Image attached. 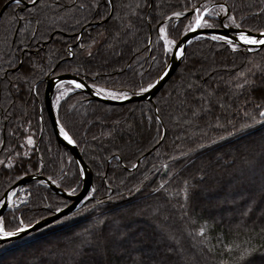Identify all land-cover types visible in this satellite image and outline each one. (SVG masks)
<instances>
[{
  "label": "trees",
  "instance_id": "1",
  "mask_svg": "<svg viewBox=\"0 0 264 264\" xmlns=\"http://www.w3.org/2000/svg\"><path fill=\"white\" fill-rule=\"evenodd\" d=\"M9 1L0 0V9ZM192 4L213 5L212 29L223 28L219 4L252 34L264 29V0H38L4 9L0 199L35 174L68 193L75 178L72 193L80 190L78 165L57 143L44 110L46 78L70 73L89 86L140 93L170 56L159 26L178 42L192 18L172 13L190 12ZM54 108L92 173L93 195L70 215L1 244L0 264H161L141 256L147 239L161 240L151 251L171 250L164 264H264V47L233 51L202 36L151 102L111 106L73 88ZM21 189L28 198L3 215L6 230H14L9 221L17 215L32 225L70 204L40 181L16 193ZM213 199L220 205L200 207ZM174 214L181 223L166 224ZM144 227L142 241L133 231Z\"/></svg>",
  "mask_w": 264,
  "mask_h": 264
},
{
  "label": "water",
  "instance_id": "2",
  "mask_svg": "<svg viewBox=\"0 0 264 264\" xmlns=\"http://www.w3.org/2000/svg\"><path fill=\"white\" fill-rule=\"evenodd\" d=\"M38 0H34L31 3H25V2H19L22 7L28 8L36 4ZM11 3H16V0H11L7 2L0 10V16L3 12V10ZM228 13V12H227ZM185 15H190L189 12L186 13ZM239 29L237 28H222L221 30H216L212 28H201L195 32L188 31L186 34H184L178 43L182 42L184 44V49H183V55L186 47L188 46V41H192L196 39V37H202V36H207L210 37L212 34L216 35H224L228 37L234 36ZM252 35H258V33H254ZM264 46L260 45H243L240 46L241 49H244L248 52L251 51H257L261 49ZM249 49H254V50H249ZM176 51V46H174L173 51L171 52L168 62L163 70V72L160 74V76L155 80L153 83L154 87L149 89L147 92L144 93H138V94H133L129 95L128 99L126 100H113L110 98H105L104 96H97L94 92V90L84 83L78 76H75L73 74H61L57 75L55 77H52L48 80H46L45 83V88H44V94H43V105H44V110L47 115V118L49 120V123L51 125V128L53 130L54 136L56 138L57 143L63 147L66 151L69 152L71 155L72 159L76 162L78 165L80 171H83L84 175L82 176V182H81V187L80 190L75 193V194H66L64 191L56 187L50 180L47 178L42 177L39 174L35 175H30V176H25L21 179H19L16 183H14L10 188H8L1 199H6L7 194L12 191H16L20 187L24 186L30 181L33 180H38L43 182L47 188H49L51 191H53L55 194L62 196L66 200L70 201V204L53 213L51 216L38 221L34 224L31 225V227L27 228L25 231L17 234L16 236L7 238V239H0V245L8 242H14L17 241L25 236H27L30 233H33L51 223L54 221L58 220L61 217H65L67 215H70L71 213L75 212L84 202H85V197L88 195L91 186H92V173L89 170V168L86 166V164L83 162L80 152L78 148L76 147L75 143L74 144H69L66 140L63 139V137L59 134V127L57 126V119L55 115V110L52 104V94L54 91V88L61 83H67L68 81L75 80L77 82H82L85 87L81 89H76L77 91L84 93L92 100L101 102L106 105H111V106H116V105H122V104H127V103H133V102H143V101H148L151 102L153 98L158 94L160 89L164 86V84L167 82L168 79L173 75L175 72L177 66L181 62L183 55L181 56L180 59H177L176 56L174 55V52ZM167 69V72L165 73V70ZM74 87V85H72ZM75 88V87H74ZM7 210L6 204H0V217L4 214V212Z\"/></svg>",
  "mask_w": 264,
  "mask_h": 264
},
{
  "label": "snow or ice",
  "instance_id": "3",
  "mask_svg": "<svg viewBox=\"0 0 264 264\" xmlns=\"http://www.w3.org/2000/svg\"><path fill=\"white\" fill-rule=\"evenodd\" d=\"M20 0H16V3H19ZM31 2V0H30ZM218 7L220 8L221 12H226L227 9L224 4H219ZM185 12H189V8L186 6L184 11H176L173 12L172 15L176 18H181L185 16ZM190 15H192V21L189 23V25H185V28L188 31L195 32L201 28H212L214 26L213 23L209 22L208 17L211 15L209 7L207 4L199 5V4H192L191 5V11L189 12ZM229 21L228 24H224V27H231L235 26V28L239 29V31L232 36L231 38L224 35H216L212 34L210 36V39L213 41H223L225 44L229 45L233 51L237 50L238 47L243 45H260L264 46V29L258 30V35H252L251 30L244 29L242 27V24L237 23L234 16L228 15L225 17ZM170 23V21H169ZM159 37L163 41V48L165 52H172L173 51V45L176 46V51L174 52V55L177 59H180L183 55V49L184 44L182 42L178 43L175 39H170L168 32L165 28V26L160 25L159 26ZM197 39H200L201 37H196ZM188 43H191V41H188ZM251 50V49H249ZM167 72V69L165 70V73ZM241 75H243L241 73ZM69 85H74L75 89H81L85 87V85L82 82H77L75 80L68 81ZM91 87L94 89V92L97 96H104L105 98H110L113 100H126L128 99V93L126 92H117L109 90L105 87H101L97 84L91 85ZM154 85L152 83H149L147 87H141L140 93L147 92L149 89L153 88ZM73 91V88H68L65 93H62L61 95H67V93ZM59 102V97L56 101L53 102V105L55 106ZM260 115L264 117V110L260 111ZM57 126L59 127V134L63 137L64 140H66L69 144H74L75 141L73 138L69 135V133L65 130V128L60 124V121L57 120ZM28 144H32V138H27ZM135 167V166H134ZM80 175L83 176V171L80 172ZM74 190H70V193ZM93 195V192H89L88 195L84 198L85 200L89 199ZM0 204H6L7 207L12 208L14 206V202L12 201V194L9 192L7 194L6 199H0ZM59 211V209H57ZM31 227V223H25L23 219L19 220V224L14 227V230H6V226L4 223V219L0 218V239H7L13 236H16L17 234L25 231L27 228ZM204 229L201 228L199 230L198 234H203ZM254 249H247L246 252H252Z\"/></svg>",
  "mask_w": 264,
  "mask_h": 264
},
{
  "label": "rangeland",
  "instance_id": "4",
  "mask_svg": "<svg viewBox=\"0 0 264 264\" xmlns=\"http://www.w3.org/2000/svg\"><path fill=\"white\" fill-rule=\"evenodd\" d=\"M213 5L212 4H210L208 7H209V9L212 7ZM1 10V9H0ZM4 11V10H3ZM2 15V14H1ZM216 16L217 17H219V20H220V23L222 24V25H224V24H227V19H225V17L227 16V11L226 12H221V10H219L218 12H217V14H216ZM190 19L192 18V15H190V17H189ZM192 21V20H191ZM224 27V26H223ZM224 28H231V27H224ZM235 28V27H234ZM188 32V30L186 31V33ZM80 38L81 37H79L78 38V40H77V42H79L80 41ZM162 41V40H161ZM162 45H163V41H162ZM174 46L175 45H173L172 47L174 48ZM164 49V48H163ZM251 50H254V49H251ZM166 53H168V54H171V52H166ZM46 80H48V78H46ZM46 80H45V83H46ZM66 83H61V84H58L55 88H54V91H53V94H52V104H53V102L54 101H56L57 100V98L59 97V99L61 98V94L62 93H65L66 92ZM71 87H73L72 85H70ZM91 87V86H90ZM92 88V87H91ZM75 89V88H74ZM93 89V88H92ZM94 90V89H93ZM58 92V93H57ZM53 107H54V105H53ZM54 110H55V108H54ZM242 144V143H241ZM244 144V143H243ZM240 147L241 148H243L244 146L243 145H240ZM22 157H24L23 155H22ZM26 157V156H25ZM27 158V157H26ZM219 158H220V156H219ZM41 160V159H40ZM0 164H1V162H0ZM11 167L13 166V164H11L10 165ZM42 167V169H43V162H41V164H40V167H38V168H41ZM25 169V168H24ZM77 169H78V174H77V177H78V181H80L81 180V182H82V176L80 175V169L77 167ZM25 170H27V171H31L30 170V168H28V169H25ZM24 170V171H25ZM21 171H23V170H18L16 173H19V172H21ZM12 174L13 176L11 177V181L13 180V179H15L18 175L17 174ZM36 181H38V180H36ZM75 178L73 179L72 178V180H71V184H75ZM6 183H8V182H6ZM44 184V183H43ZM73 185H71V187H72V189L71 190H74L75 189V187L73 186ZM4 186H6V184H4L3 186H2V188L4 187ZM1 188V189H2ZM17 191H15V192H13V193H11L12 194V201L14 202V206L12 207V208H9V207H7L6 206V208H7V210L4 212V214L6 213V212H15L20 206H22L23 204H25L26 203V199L28 198V193H25V191H23L22 189H21V191H19L18 193H16ZM73 192V191H72ZM68 193V192H65L66 194H74V193ZM89 192H92V186H91V189H90V191ZM86 201V200H85ZM210 204H212V205H216V206H218V205H220V201L217 199V200H215V199H213V200H210V202H208L206 205H200V207H205V206H209ZM3 214V215H4ZM3 215L0 217V218H2L3 217ZM12 218V217H11ZM19 218H18V215H17V217L16 218H14V220L13 221H9V224H10V229L11 228H14L16 225H18L19 224ZM181 221H182V216H180V215H176V214H174V215H172V216H168V218H166V220H165V222H166V224L168 223L169 225H173L174 223H177V224H179V223H181ZM192 222V221H191ZM184 231H186V229H184ZM134 232V235L136 234L135 232H137V236L139 237V238H141V240H142V238H143V236L146 234V232H149V230H148V227H144V228H142L141 230L140 229H138V230H136V231H133ZM188 233V232H187ZM57 240H59L60 241V239H56V240H53V241H51V242H48L47 243V245L46 246H44L43 247V249L44 250H46V249H49L50 247H52L53 246V243L54 242H57ZM143 240H145V239H143ZM142 240V241H143ZM149 240V250H146V251H143V249H141V251H140V254H141V256L143 255V256H146V255H151V258H153L154 260L153 261H155L156 263H161V264H164L166 261L167 262H171V260L170 259H167V255H170L171 254V250L170 249H164L163 251H156V250H154V251H151V249L153 248V246L156 244V245H161V240L160 239H154V240H151V239H147V241ZM124 245H128V243H125ZM126 246H124V247H126ZM189 247H191L194 251H196V253H198V255H199V257L200 258H202V255H201V253L199 252V248L197 247V245H196V243L194 242V241H192V240H190V242H189ZM130 252V255H132V253H133V251H129ZM132 252V253H131ZM101 254V253H100ZM103 255V254H102ZM153 255V256H152ZM197 255V256H198ZM139 257H137V259H138ZM135 262H133V264H134ZM201 263H202V261H201ZM203 264V263H202Z\"/></svg>",
  "mask_w": 264,
  "mask_h": 264
}]
</instances>
